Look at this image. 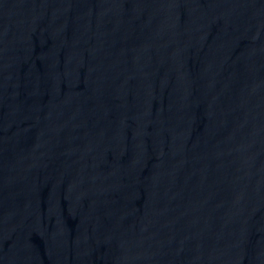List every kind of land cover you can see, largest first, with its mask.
<instances>
[{
	"label": "water",
	"instance_id": "95a60500",
	"mask_svg": "<svg viewBox=\"0 0 264 264\" xmlns=\"http://www.w3.org/2000/svg\"><path fill=\"white\" fill-rule=\"evenodd\" d=\"M0 264H264V0H0Z\"/></svg>",
	"mask_w": 264,
	"mask_h": 264
}]
</instances>
